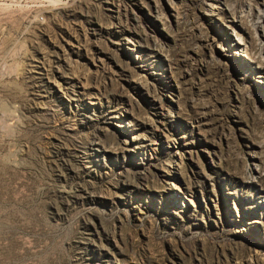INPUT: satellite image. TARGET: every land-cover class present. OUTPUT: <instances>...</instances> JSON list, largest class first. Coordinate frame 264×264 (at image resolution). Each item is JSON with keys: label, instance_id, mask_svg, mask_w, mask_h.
I'll use <instances>...</instances> for the list:
<instances>
[{"label": "rangeland", "instance_id": "374dc122", "mask_svg": "<svg viewBox=\"0 0 264 264\" xmlns=\"http://www.w3.org/2000/svg\"><path fill=\"white\" fill-rule=\"evenodd\" d=\"M0 264H264V0H0Z\"/></svg>", "mask_w": 264, "mask_h": 264}]
</instances>
